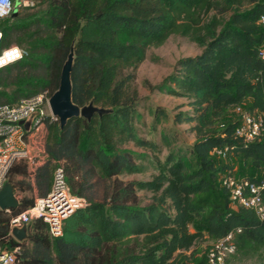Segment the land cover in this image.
<instances>
[{"label": "trees", "instance_id": "16d2710c", "mask_svg": "<svg viewBox=\"0 0 264 264\" xmlns=\"http://www.w3.org/2000/svg\"><path fill=\"white\" fill-rule=\"evenodd\" d=\"M39 6L29 12L32 7L16 4L1 22L2 45L15 44L23 56L0 69V105L43 91L51 96L72 49L73 103L110 113L90 121L73 118L62 129L48 115L25 133L33 165L14 163L6 175L21 197L16 209L0 210L2 248L19 247L18 264H207L211 245L202 243L239 229L228 262L264 264V221L251 209L233 207L222 184L227 174L235 176L229 157L246 164L237 179L264 178V135L245 145L234 134L237 107L264 112V0H39ZM175 35L201 52L179 59L153 89L188 101L192 115H174L172 123L195 122V141L174 150L162 136L169 151L160 162L148 153L156 156L161 146L139 133L144 120L133 83L146 51ZM230 109L233 121L207 130ZM151 116L153 129L168 120L159 108ZM222 150L225 157L218 154ZM149 166L157 172L150 181L119 179ZM58 168L70 195L85 204L63 219L59 236L39 219L27 226L25 241H16L9 233L11 217L46 197ZM100 185L103 199L96 201ZM139 192L151 194L147 206H140Z\"/></svg>", "mask_w": 264, "mask_h": 264}, {"label": "built area", "instance_id": "2783aa9c", "mask_svg": "<svg viewBox=\"0 0 264 264\" xmlns=\"http://www.w3.org/2000/svg\"><path fill=\"white\" fill-rule=\"evenodd\" d=\"M16 4L29 7L31 1L0 0V61H2L0 62V69L21 60L23 56L18 46L4 47L2 45L1 22L11 15ZM259 24L264 25V16L260 18ZM259 56L264 60V44L260 47ZM49 98L48 92L43 91L20 99L13 106L0 105V189L14 163L27 162L33 165L32 154L25 140L26 132L23 123L32 117L31 130L35 129L40 121L49 115L47 113ZM235 112L238 116V124L234 134L243 144H249L261 134L264 135V112L251 114L239 107L235 109ZM49 116L57 120L51 115ZM218 154L225 157L226 150L219 151ZM222 184L228 191L233 207L251 209L260 221H264V204L262 203L264 178L257 182H251L227 174ZM84 204L83 199L74 198L70 195L63 179V172L58 168L54 173L52 188L46 197L36 199L32 208L11 217L9 223L10 236L12 237L13 228L27 227L32 221L39 219L48 225L52 236H59L63 219ZM6 212L9 213L10 210H6ZM240 232L239 229L231 231L213 242L207 251V264H230L228 261L236 252V236ZM19 250V247L7 250L0 245V264H18L15 255Z\"/></svg>", "mask_w": 264, "mask_h": 264}, {"label": "rangeland", "instance_id": "374dc122", "mask_svg": "<svg viewBox=\"0 0 264 264\" xmlns=\"http://www.w3.org/2000/svg\"><path fill=\"white\" fill-rule=\"evenodd\" d=\"M39 0L31 1L32 7L29 12L37 11L44 6H39L36 8V3ZM35 6V7H34ZM15 45V44H13ZM201 52V49L194 43L189 40L180 37V36H171L168 40L161 46L158 47H150L146 51L145 60L137 67L135 71V79L133 86L136 89L138 96L140 97V113L143 117L144 123L139 126V133L142 137L146 139L155 140L158 145L161 146V138L162 136H166L169 140L172 141L171 149H178L181 151L186 150L190 147L195 141V135L191 131V127L195 125L193 123H183V124H174L172 123L174 115L180 113H188L192 115V110L188 106V101L184 98H177L173 96H167L165 94L157 92L153 89L156 85H159L168 75L171 74L176 62L179 59L187 58V57H195ZM156 108L162 109L168 116V120L163 122L161 126L153 129L151 127L152 124V116L151 111ZM47 113L50 115L49 109ZM235 118L234 110L230 109L226 115H224L221 119L217 121V125H209L207 127L208 131H213L218 126H222L227 121H233ZM211 119L208 118V121ZM37 147H40L36 145ZM136 152H146L145 150H141L138 148L129 145L127 147ZM160 152L158 154L153 155L152 153H148L149 158L154 161L162 162L165 156L168 153V148L159 147ZM229 165L233 166V172L236 177L242 178L244 177L246 164L243 160H236L232 157H229L226 161ZM157 166V164H156ZM157 174L155 168L150 167L143 174H135V175H122L119 177L120 180L127 181H150ZM17 200L21 197L15 192ZM140 197V206H147L151 202V194L139 192ZM94 199L96 201H102L103 199V188L100 185L96 188ZM195 227L193 225L189 226V230L194 231ZM212 244V241H206L202 243V246H209ZM190 251L184 253V255L189 256ZM255 260H248L243 263L234 262L233 264H254Z\"/></svg>", "mask_w": 264, "mask_h": 264}, {"label": "water", "instance_id": "95a60500", "mask_svg": "<svg viewBox=\"0 0 264 264\" xmlns=\"http://www.w3.org/2000/svg\"><path fill=\"white\" fill-rule=\"evenodd\" d=\"M72 66L73 50L71 49L61 69L58 89L48 100L50 115L57 119L60 129L66 125L68 120L73 118L81 117L90 121L94 116L101 118L110 113V110L98 108L92 103L84 107H79L73 103L71 82ZM32 122L33 118L30 117L23 123L26 133L31 131ZM18 204L19 202L16 198L14 187L10 183L5 182L0 189V210H13L18 207ZM11 235L18 242L25 241L28 236V228L26 226L13 228Z\"/></svg>", "mask_w": 264, "mask_h": 264}, {"label": "crops", "instance_id": "0c3cea01", "mask_svg": "<svg viewBox=\"0 0 264 264\" xmlns=\"http://www.w3.org/2000/svg\"><path fill=\"white\" fill-rule=\"evenodd\" d=\"M41 162H38L37 164H35L34 166L40 165Z\"/></svg>", "mask_w": 264, "mask_h": 264}, {"label": "snow or ice", "instance_id": "6c2138e0", "mask_svg": "<svg viewBox=\"0 0 264 264\" xmlns=\"http://www.w3.org/2000/svg\"><path fill=\"white\" fill-rule=\"evenodd\" d=\"M0 62H2V61H0Z\"/></svg>", "mask_w": 264, "mask_h": 264}]
</instances>
